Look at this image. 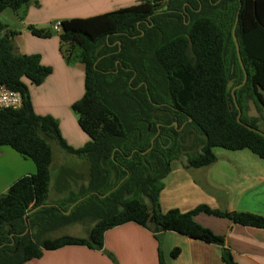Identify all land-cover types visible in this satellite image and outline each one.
<instances>
[{
    "label": "trees",
    "instance_id": "1",
    "mask_svg": "<svg viewBox=\"0 0 264 264\" xmlns=\"http://www.w3.org/2000/svg\"><path fill=\"white\" fill-rule=\"evenodd\" d=\"M29 1L0 0V13ZM237 18L235 36L247 81L234 95L243 124L236 121L232 96L244 79L232 34ZM27 29L36 37H51L44 29ZM17 35L0 22V87L22 97L20 109L0 111V148L30 159L36 172L0 195V264H25L46 250L67 246L101 250L105 232L129 222L216 245H223V239L199 225L195 216L264 230V217L252 213L206 205L162 213L159 205L163 180L183 156L191 168L215 163L217 147L248 150L264 159V137L245 126L258 130L257 120L243 113L247 100L264 109V0H145L62 21L63 55L69 62L77 50L85 73L84 95L71 106L89 137L78 150L66 144L57 120L34 113L24 81L41 85L52 70L41 64L39 55H16L12 41ZM53 143L87 162L88 184L64 203H53L58 208L41 207L25 221L32 209L50 204ZM94 221L86 238L48 237L68 225ZM178 253L173 250V257ZM221 259L237 264L227 250Z\"/></svg>",
    "mask_w": 264,
    "mask_h": 264
},
{
    "label": "crops",
    "instance_id": "2",
    "mask_svg": "<svg viewBox=\"0 0 264 264\" xmlns=\"http://www.w3.org/2000/svg\"><path fill=\"white\" fill-rule=\"evenodd\" d=\"M144 1L30 0L20 9L6 8L0 13V22L8 30L18 33L12 41L14 53L39 55L41 64L51 68V74L41 85H32L28 80L24 82L34 113L57 120L62 138L75 150L89 142V137L78 125V118L71 112V106L85 92L84 67L65 59L59 32H55L53 26L65 20L103 15ZM28 26L49 31L51 37H36L28 31ZM226 155L224 160L216 157L215 163L201 168H191L178 162L173 165V162L159 195L161 212L179 210L186 213L206 205L222 212H245L264 217V159L248 150L230 151ZM60 156L61 163L58 160ZM60 156L55 158L53 151L50 204L58 201L56 190H65L61 195L65 202L79 194L89 180L85 160L61 152ZM35 172L30 159L23 158L10 147L0 148V195L17 180ZM76 176L75 181L82 184H75L78 189L74 194L71 177ZM194 219L221 237L223 245L206 243L172 231L155 233L129 222L107 230L101 250L67 246L46 250L41 258L25 264H160V261L163 264H224L221 259L223 250H227L237 264H264V230L242 227L226 218L205 214ZM175 249L179 250L177 257L172 255Z\"/></svg>",
    "mask_w": 264,
    "mask_h": 264
},
{
    "label": "rangeland",
    "instance_id": "3",
    "mask_svg": "<svg viewBox=\"0 0 264 264\" xmlns=\"http://www.w3.org/2000/svg\"><path fill=\"white\" fill-rule=\"evenodd\" d=\"M162 7L164 8L165 4H163ZM77 57H78V51L75 50L74 53L72 54V59H71V63L72 64H81L79 62V60L77 59ZM71 112L75 116V118L77 119L78 116L73 111H71ZM243 113H244V116L246 118L256 119L257 120L258 130L261 131L264 134V109H258L257 106L251 100H247V102L245 103V106H244ZM241 115H242V112H241ZM53 151H54V157L55 158L60 156V152L63 153V154H66L65 152L61 151V149L54 143H53ZM228 152H230V151L226 150V149L218 148V147L213 149V153L220 160H224V158L228 156V155H226ZM66 156H68V155H66ZM61 158H62V156H60L58 158L59 162H60ZM176 162H178L179 164H182V163L186 164V157L183 156L179 160L174 161L173 165H175ZM53 172H55V168H54ZM71 178H72V183H73L72 184L73 185L72 193L76 194L77 193L76 191H77L78 187L76 189L75 184L76 185L77 184L81 185L82 182L79 183V182L75 181L77 176L76 177H71ZM52 194H53V192H51V195ZM63 194H65V190H63L61 192L56 190L55 195L57 197L56 200H58V201H56V200L55 201L58 204L59 203L60 204L64 203L65 199L63 197H61V195H63ZM143 201L145 202V204L149 205V202H148L147 199L143 198ZM95 223L96 222L94 221V222H88L86 224H81V223L71 224V225H68L67 227H63V228H61V229H59V230H57L55 232H52V233L48 234V237L55 238V237H59V236H62V235H70V236H75V237L86 238L88 236V233L91 230V228H93L95 226Z\"/></svg>",
    "mask_w": 264,
    "mask_h": 264
},
{
    "label": "water",
    "instance_id": "4",
    "mask_svg": "<svg viewBox=\"0 0 264 264\" xmlns=\"http://www.w3.org/2000/svg\"><path fill=\"white\" fill-rule=\"evenodd\" d=\"M237 20H238V18L236 19V22H235V25H234L233 33H232V34H233V40H234L235 47H236L237 58H238V61H239L240 65H241V68H242V70H243V72H244V79H243V81H242V83H241L240 85L236 86V87L232 90V96H233V98H234V103H235V105H236V101H235V95H234V92H235V90H237V89L243 87V86L245 85L246 81H247V75H246V72L244 71V67H243V64H242V61H241V57H240V49H239L238 41H237V38H236V36H235V28H236ZM95 65H96V64H95ZM236 108H237V111H238V114H237V117H236V121H237V123H239V124H243V123L241 122V110L239 109V107H238L237 105H236ZM175 126H176V124H175ZM245 126H246L249 130L254 131V132H256V133H258V134H260L261 136L264 137V134H263L261 131L255 129V128H252V127H250V126H248V125H245ZM153 145H154V139L151 141V147H150L149 150H151V149L153 148ZM81 200H82V199H80V200H78L77 202H75L74 204H72L71 207L68 209V211H67L65 214H69V213L71 212L72 208H73L75 205H77ZM45 206H55V207L58 208V205H56V204H46V205H42V206H40V207L34 208V209H32L30 212H28V213L24 216L25 221H26V218H27L28 214H30V213L36 211L37 209H39V208H41V207H45ZM27 232H28V229H26V231L24 232L23 235H25Z\"/></svg>",
    "mask_w": 264,
    "mask_h": 264
},
{
    "label": "built area",
    "instance_id": "5",
    "mask_svg": "<svg viewBox=\"0 0 264 264\" xmlns=\"http://www.w3.org/2000/svg\"><path fill=\"white\" fill-rule=\"evenodd\" d=\"M55 32H60V23L53 26ZM22 106V97L18 92L4 86L0 87V111L5 109L18 110Z\"/></svg>",
    "mask_w": 264,
    "mask_h": 264
}]
</instances>
